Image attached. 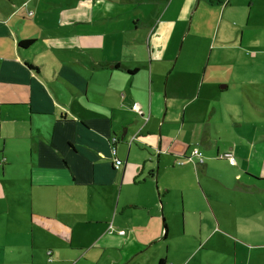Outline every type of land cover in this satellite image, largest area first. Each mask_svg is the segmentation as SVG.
<instances>
[{
  "label": "crops",
  "instance_id": "obj_1",
  "mask_svg": "<svg viewBox=\"0 0 264 264\" xmlns=\"http://www.w3.org/2000/svg\"><path fill=\"white\" fill-rule=\"evenodd\" d=\"M234 2L78 1L60 8L53 29L38 0L0 2V236L17 242L0 241V264H252L247 251L264 246V163L254 158L264 151L248 141L264 140V128L247 121L253 106L264 112L252 88L264 85L236 81L240 100L228 105L218 88L226 83L224 93L234 79L208 72L212 37L196 50L201 30L215 34L209 9L217 17L223 11L219 30L224 21L231 27L225 14ZM247 36L234 50L264 59V36ZM24 40L33 43L23 47ZM217 112L227 130L216 139L207 122ZM207 143L216 146L212 160L202 155ZM195 144L202 164L190 160ZM225 153L236 164L219 158ZM214 170L204 184L202 171ZM223 170H232L231 179L220 177ZM222 188L235 194L221 195ZM202 190L217 224L202 208ZM19 231L29 239L20 243ZM206 245L236 254L198 259ZM176 249L185 255L176 258Z\"/></svg>",
  "mask_w": 264,
  "mask_h": 264
},
{
  "label": "rangeland",
  "instance_id": "obj_2",
  "mask_svg": "<svg viewBox=\"0 0 264 264\" xmlns=\"http://www.w3.org/2000/svg\"><path fill=\"white\" fill-rule=\"evenodd\" d=\"M8 0H0V2H7ZM78 1H86V0H38V2H40V10L39 13L41 15H43V19L47 20V25L49 29H53L54 25H52L54 22L57 23V13L59 12L60 8L65 6V4L68 3H75ZM110 4H116V5H121V4H125L127 2H129L130 0H107ZM136 1L137 4L143 3L145 2H150V0H134ZM255 2V3H254ZM34 4V3H33ZM132 4V3H131ZM9 6H12L14 8V3H10L8 4ZM37 10V9H36ZM211 11V13L214 16H211L208 13V18L210 20H212L211 22L215 21L216 22V28L214 30V28L211 25H208L205 29H207V31H213L214 30V35L211 36L210 34H204V31H200L199 32V39L201 40V42L196 39V42L199 44L198 48L196 50L201 51L202 50H206V46L207 43H202V38H210L212 37V39L209 41L210 42V48L208 50V54H207V59L206 62L207 64L209 63V68H208V72L210 71V69L213 67L217 70H219L222 73H228L227 76H229L232 82L230 87L225 89L226 91L224 93V90H221L222 85H226V83H221L220 84V88H218L219 92V98L221 100L224 99V97H226L227 99V103L228 105H231L232 101H239V92L236 91V81L238 83L237 86H242V82L244 81H251L253 80L254 84H258V85H264V59L260 58V59H255L254 56L252 54L247 53L245 50L242 51L240 49L234 50V42L237 39L238 44H240V40L243 36V33H245V36L248 37L247 35L250 34L251 37H263L264 36V27H261V29L254 27L253 25H264V0H235L233 6H231V8L229 9V11L226 12L225 14V18L227 20H229L232 24L231 27H226L225 26V21L223 22L220 30V21H221V17H222V13L223 11H220V15L217 17L216 13L214 11V9H209ZM250 25L249 28H246V31H243V28ZM227 28V29H226ZM135 26H133V28L131 29V31H134ZM219 32L218 37H216L217 35V31ZM228 30L227 34H225V31ZM113 32L115 31L114 29L112 30ZM145 30H143L141 33H143ZM240 31V32H239ZM195 30H193L191 32V36H193L195 34ZM203 33V34H202ZM140 34V33H138ZM118 35H116L117 37ZM227 39H225V37ZM229 36V37H228ZM109 38V37H108ZM184 39V37H183ZM180 42L179 45V50L182 49V41ZM224 47V48H222ZM212 49H214V56L213 58L209 59L210 57V53L209 51H211ZM186 50V47L185 49ZM189 50H195V48H189ZM128 55V57H130L132 55V53H126ZM131 54V55H130ZM238 55L237 57V63L234 66V64L231 61L230 57H234ZM131 59V58H130ZM124 62H126L128 65H131L133 68L134 66H138V65H142V62H140L137 59H131V61H129V58L126 59H122ZM145 62V60L143 61ZM180 63L179 62L177 67H180ZM197 64V61H196ZM233 73V74H232ZM203 75V72H202ZM203 78V76H202ZM254 89V93L256 95H254V99L256 101V103H260V105H262L263 107H260L261 109L264 110V91L259 90L257 87H252ZM204 96L202 95V101H203ZM248 99V98H247ZM261 99V101H260ZM213 104H215V101L212 102ZM250 103V102H249ZM235 104V102H234ZM216 105V104H215ZM251 106H253L250 103ZM202 106H203V102H202ZM254 111H255V118L254 120H250L247 121L246 124H248L247 126L251 127L252 129L253 126L255 127H259L260 128H264V112H262L261 110H259L257 107L253 106ZM206 109V108H205ZM224 109H225V117L227 116V121L229 119V124L232 123L231 128L235 129L234 126V122H233V118L230 115V108H227V106H225L224 104ZM209 110V109H208ZM207 116L209 117V114L206 111ZM205 115L203 109H202V118ZM221 116L220 114L217 112V115L215 118H213L212 120L207 122V127L210 129L209 131V136L216 138L221 136L224 138L225 134H226V130L227 127L225 124H223V122L221 121ZM211 122H216L217 127V131H214V126L211 124ZM252 124V125H251ZM231 126V124H230ZM255 130V129H254ZM211 132V133H210ZM219 133V134H218ZM248 141V140H246ZM254 143L248 141V144L250 147H254L256 146L257 148L263 149L264 151V140H260L255 138L254 139ZM200 148L199 144H195L194 147L192 148L193 150ZM225 147L222 146L221 150L224 151ZM192 150V151H193ZM240 150V148H239ZM216 152V146L214 144L212 145H208L205 144L203 146L202 149V155L204 158H208V159H213L214 158V153ZM239 153H241V151H239ZM259 157L261 159V161L264 163V153L260 152V153H255V159ZM238 158L240 160H242V154L238 155ZM242 164V162L240 161V165ZM263 170H264V165L262 164H258ZM227 175L226 176H220L221 178L225 179V178H229L231 179V177L233 176L231 171L232 170H223ZM215 172H217V170H214V172H212V174L210 176L205 175L202 171V182L204 184H208L210 181V179H214L215 178ZM204 178V179H203ZM208 182V183H205ZM204 191L202 190V208L205 209L207 212H210L212 217L215 220V217L213 215V210L211 209L210 203L208 202V200H206L205 196H204ZM221 195H229L232 196L233 194H235L232 191H226L224 190V188L220 189ZM210 201L213 205L214 204V199H213V195L210 198ZM234 208H236V206H230L229 210H233ZM100 212H104L103 210H101ZM94 214H96V212H94ZM216 224L217 221L215 220ZM79 223V222H78ZM18 220L16 219V227L18 226ZM223 228H226L229 230V225L224 224L223 223ZM219 229V228H218ZM38 231V230H37ZM18 234L15 235V238L20 242L23 243L24 240H28L29 239V235L28 234H23L22 231L17 232ZM231 233H227V234H223L221 232H219V234L216 236L217 238H220L222 240H224L225 238L228 239L227 237L230 238ZM5 238L6 242H10V243H14L15 245L17 244V242L15 240H9L7 241L6 236H0V241H2ZM242 241V240H240ZM243 242V241H242ZM264 242V241H263ZM262 242V243H263ZM209 248V250H208ZM211 248V249H210ZM194 249H200V248H194ZM233 249V248H231ZM192 250H189L187 252H192ZM219 251V250H218ZM215 251L214 248H212V246L206 245V247L202 248V250L200 251V253H198L197 257L198 259H202V260H210L212 262H215L219 260V258L225 257L228 253L232 252V250L227 249L226 251L222 252V251ZM184 250H175L173 253L175 255L176 258H181L183 257L184 254ZM233 254H236L235 251L232 252ZM247 253L249 254V258L250 259V255L252 254V258H251V262L252 264H258L256 261L259 260L260 264H264V246H261L260 248H254V251L250 252L247 251ZM241 252H237V255L239 257H241Z\"/></svg>",
  "mask_w": 264,
  "mask_h": 264
},
{
  "label": "built area",
  "instance_id": "obj_3",
  "mask_svg": "<svg viewBox=\"0 0 264 264\" xmlns=\"http://www.w3.org/2000/svg\"><path fill=\"white\" fill-rule=\"evenodd\" d=\"M136 111H138L139 113H143L141 108L138 107V105H134L133 107ZM115 154V152H114ZM193 156V157H192ZM192 156L190 157V160H193L194 157L197 158L198 162L200 164L204 163V158L197 152V150H195L193 153H192ZM219 158L220 159H227L231 164H236V159L234 157V154L232 153H225V154H220L219 155ZM122 161L118 158L115 159V166L116 168H119L121 165H122Z\"/></svg>",
  "mask_w": 264,
  "mask_h": 264
},
{
  "label": "trees",
  "instance_id": "obj_4",
  "mask_svg": "<svg viewBox=\"0 0 264 264\" xmlns=\"http://www.w3.org/2000/svg\"><path fill=\"white\" fill-rule=\"evenodd\" d=\"M211 2L214 3H220L221 0H210ZM33 41L32 40H24L20 43V45H22L23 47H29L30 45H32Z\"/></svg>",
  "mask_w": 264,
  "mask_h": 264
}]
</instances>
